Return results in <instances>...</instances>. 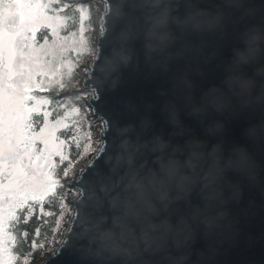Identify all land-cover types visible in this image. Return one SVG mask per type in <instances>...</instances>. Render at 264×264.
<instances>
[{"label":"water","instance_id":"1","mask_svg":"<svg viewBox=\"0 0 264 264\" xmlns=\"http://www.w3.org/2000/svg\"><path fill=\"white\" fill-rule=\"evenodd\" d=\"M100 1L82 86L104 126L101 146L71 181L78 194L68 229L39 264H264V143L249 144L250 154L241 147L264 112L203 113L195 103L224 77L231 28L206 58L175 57L169 45L177 15L220 0H142L133 9ZM217 124L222 131L210 134ZM236 151L249 161L240 173L224 164Z\"/></svg>","mask_w":264,"mask_h":264},{"label":"rangeland","instance_id":"2","mask_svg":"<svg viewBox=\"0 0 264 264\" xmlns=\"http://www.w3.org/2000/svg\"><path fill=\"white\" fill-rule=\"evenodd\" d=\"M97 16L95 0H14L0 10V227L7 208L24 196L35 199L44 192L56 175L50 167L69 157L71 146L74 159L60 178L70 191L60 201L52 243L60 244L65 236L73 215L70 201L78 194L70 183L99 150L104 128L91 116L88 99L93 93L82 86L96 54V21L101 33ZM41 27L45 31L35 41ZM27 29H31L30 45L19 52L17 39ZM64 87L68 94L59 102L47 99L51 91L59 95ZM29 89L38 94L31 103H27ZM32 112L42 115L38 131L31 136L32 143L39 142L38 150L26 148L23 131ZM0 264L16 263L0 248ZM19 264H29V259Z\"/></svg>","mask_w":264,"mask_h":264},{"label":"clouds","instance_id":"3","mask_svg":"<svg viewBox=\"0 0 264 264\" xmlns=\"http://www.w3.org/2000/svg\"><path fill=\"white\" fill-rule=\"evenodd\" d=\"M173 2L161 0L169 5ZM179 2L175 0L177 5ZM125 3L128 9H133L142 0H125ZM172 26L175 34L169 45L174 48L172 55L179 58L194 61L206 58L209 52L218 54L220 41L229 37L230 28L235 40L223 79L200 94L195 102L197 111L223 113L242 105L264 112V0H220L213 10L193 9L177 15ZM220 131L221 124L209 129L212 135ZM243 135L247 143L241 147L250 154L249 144L264 143V119L248 125ZM224 164L227 171L240 173L247 169L249 161L243 152L236 151L229 153Z\"/></svg>","mask_w":264,"mask_h":264},{"label":"trees","instance_id":"4","mask_svg":"<svg viewBox=\"0 0 264 264\" xmlns=\"http://www.w3.org/2000/svg\"><path fill=\"white\" fill-rule=\"evenodd\" d=\"M13 1L14 0H0V10L4 5ZM95 2L97 4V18L100 19L103 6L100 1L95 0ZM14 22L16 23V21ZM88 23L89 20L85 19L84 26L86 27ZM96 23V36L95 41L93 42L95 48L97 38L100 34V30L98 29L99 22L96 21ZM30 31L31 29H27L18 37L17 47L19 52L24 51L28 48L27 46L30 45ZM44 31V27L39 29L35 41L38 40ZM93 55L91 57H93ZM86 64L87 62H85V65ZM64 75L65 73H63V76ZM36 92L37 91L34 89L28 91L29 100L27 103H31L32 98L38 97ZM52 93H54V95ZM67 94L68 91L64 87V90H62L59 95L54 91H51V93L47 95V99L59 102V100L63 99ZM41 96L42 95L39 97ZM41 123L42 115L38 112H32L26 120L23 131L27 138V149L32 146L34 149L38 150L39 142L34 141L32 143L31 136L38 131ZM67 153L69 157L67 156L61 162L57 161L58 164L56 166L50 167V170L52 169L56 173L55 179L45 187L44 192L39 197L33 199L30 196H24L21 200L7 208L4 213L0 227V248L5 253L12 255L13 262L16 264L21 263L23 259H29V264H39L52 254L55 248L59 245L60 241H56L54 244L52 243V240L55 238V236H53V227L56 221V215L60 212V201L63 199L64 193L70 191L68 185L61 184L60 178L65 165L74 159V155L71 154V146Z\"/></svg>","mask_w":264,"mask_h":264}]
</instances>
